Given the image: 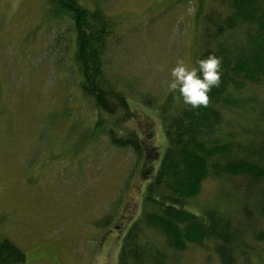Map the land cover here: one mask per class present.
<instances>
[{
  "label": "rangeland",
  "instance_id": "rangeland-1",
  "mask_svg": "<svg viewBox=\"0 0 264 264\" xmlns=\"http://www.w3.org/2000/svg\"><path fill=\"white\" fill-rule=\"evenodd\" d=\"M103 2L119 23L108 69L135 113L124 121L98 112L81 91L72 54L63 51V40L73 42V27L52 18L48 0H0V238L23 249V264H118L124 234L142 207L125 214L122 224L117 217L130 208L129 197L130 206L142 205L146 176H138L134 153L115 148L93 127L103 118L120 122L113 126L117 131L143 136L145 125L152 124L147 142L155 157L149 164L157 169L168 147L159 105L171 93V69L181 59L196 66V11L190 0ZM256 185L259 193L249 198L242 178L208 179L187 205L200 214L212 207L232 214V227L253 224L259 219L253 205L264 202V183ZM109 213L115 225L103 229L96 222ZM257 223L252 227L264 229V219ZM247 244L237 264H264V242L250 236ZM182 260L221 264L214 246H190Z\"/></svg>",
  "mask_w": 264,
  "mask_h": 264
},
{
  "label": "trees",
  "instance_id": "trees-1",
  "mask_svg": "<svg viewBox=\"0 0 264 264\" xmlns=\"http://www.w3.org/2000/svg\"><path fill=\"white\" fill-rule=\"evenodd\" d=\"M190 1L196 11L195 65L209 54L222 58L221 82L209 92L208 105L193 109L172 91L161 102L168 147L157 169L149 164L155 154L144 133L117 131L114 127L120 122L107 123L103 118L93 127L115 148L134 153L138 176L142 172L146 176L142 205L130 206L128 196L130 208L126 205L117 217L122 224L125 214L142 207L124 234L118 264H186L182 259L190 246L208 250L214 246L221 264H237L247 253L250 236L264 242V229L252 227L264 219V202L253 205L258 220L253 224L241 221L236 227L230 224L232 214L215 207L200 214L187 205L201 194L208 179L242 178L248 182L243 188L249 198L259 193L256 184L264 183V0ZM90 2L88 7L84 0H48L47 7L52 18L66 19L73 27L69 36L73 42L63 40V51L72 54L81 91L98 112L124 121L135 113L108 69L107 58L119 23L102 0ZM125 185L123 189L128 188ZM242 211L247 215L246 208ZM112 217L111 213L103 215L96 224L103 229L115 225ZM242 225H251L252 230ZM26 259L27 254L11 238H0V264H23Z\"/></svg>",
  "mask_w": 264,
  "mask_h": 264
},
{
  "label": "clouds",
  "instance_id": "clouds-1",
  "mask_svg": "<svg viewBox=\"0 0 264 264\" xmlns=\"http://www.w3.org/2000/svg\"><path fill=\"white\" fill-rule=\"evenodd\" d=\"M222 58L209 54L197 61V66L191 67L184 60H178L171 69V79L168 87L178 93L183 104L193 109L207 106L209 92L221 82Z\"/></svg>",
  "mask_w": 264,
  "mask_h": 264
},
{
  "label": "flooded vegetation",
  "instance_id": "flooded-vegetation-1",
  "mask_svg": "<svg viewBox=\"0 0 264 264\" xmlns=\"http://www.w3.org/2000/svg\"><path fill=\"white\" fill-rule=\"evenodd\" d=\"M152 127H153L152 124H147V125H145V128L143 130L144 134L147 135V137H149V138H151L153 135Z\"/></svg>",
  "mask_w": 264,
  "mask_h": 264
}]
</instances>
